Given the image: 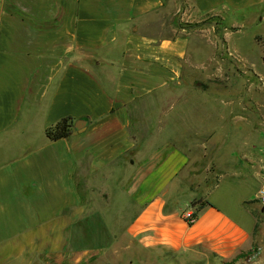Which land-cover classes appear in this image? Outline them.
I'll list each match as a JSON object with an SVG mask.
<instances>
[{"label":"crops","instance_id":"obj_1","mask_svg":"<svg viewBox=\"0 0 264 264\" xmlns=\"http://www.w3.org/2000/svg\"><path fill=\"white\" fill-rule=\"evenodd\" d=\"M173 1L0 0V264H93L115 251L111 225L140 264H248L257 246L264 264V222L215 196L245 183H197L191 145L210 141L173 130L178 105L205 92L184 81L187 36L158 32ZM188 1L216 16L264 3ZM65 118L71 135L51 141Z\"/></svg>","mask_w":264,"mask_h":264},{"label":"rangeland","instance_id":"obj_2","mask_svg":"<svg viewBox=\"0 0 264 264\" xmlns=\"http://www.w3.org/2000/svg\"><path fill=\"white\" fill-rule=\"evenodd\" d=\"M173 3L169 8L171 15L162 26L158 25V32L187 36L189 65L183 70L184 81L191 94L196 87L205 92L187 95L178 105L186 112L179 114L180 109L178 114L174 113L171 121L179 122L176 128L172 124V128L198 142L210 141L205 148L201 143L191 145L196 157V182L215 187L223 173L232 176L233 181L245 183L234 182L237 185L233 186L224 181L215 196L224 206L232 203L226 210L235 217L238 206L246 202L243 206L261 224L264 213L256 196L264 188V20H260L264 3L237 11L224 10L221 16L196 15L188 0ZM255 15L257 22L253 23ZM191 76H199L200 80ZM217 139L221 145L216 143ZM227 139L230 141L224 145ZM197 203L200 205V200ZM127 219L126 215L123 221ZM124 227L111 225L117 234L115 251L95 257L93 264H140L136 256L140 253L138 247L128 238Z\"/></svg>","mask_w":264,"mask_h":264},{"label":"trees","instance_id":"obj_3","mask_svg":"<svg viewBox=\"0 0 264 264\" xmlns=\"http://www.w3.org/2000/svg\"><path fill=\"white\" fill-rule=\"evenodd\" d=\"M73 119L72 118H65L59 121L54 126L48 128L46 130V135L51 141H56L62 138H67L71 135L72 127H73ZM197 202H193V206H195ZM203 207V205L199 206L191 216L196 218L197 213Z\"/></svg>","mask_w":264,"mask_h":264},{"label":"built area","instance_id":"obj_4","mask_svg":"<svg viewBox=\"0 0 264 264\" xmlns=\"http://www.w3.org/2000/svg\"><path fill=\"white\" fill-rule=\"evenodd\" d=\"M257 201L261 205L262 212L264 213V188L260 189L257 193ZM187 220L189 223L194 222L195 218L191 215H188ZM263 253V248L261 246H257L251 250V252L246 257V262L248 264H254L259 261L261 255Z\"/></svg>","mask_w":264,"mask_h":264},{"label":"water","instance_id":"obj_5","mask_svg":"<svg viewBox=\"0 0 264 264\" xmlns=\"http://www.w3.org/2000/svg\"><path fill=\"white\" fill-rule=\"evenodd\" d=\"M85 125H86V121L85 120H78V121L75 122L74 128L77 131H82L84 129Z\"/></svg>","mask_w":264,"mask_h":264}]
</instances>
